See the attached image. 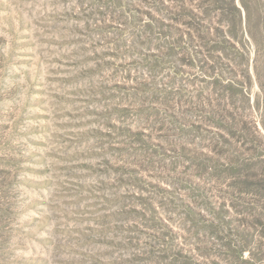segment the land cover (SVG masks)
<instances>
[{
  "label": "rangeland",
  "instance_id": "1",
  "mask_svg": "<svg viewBox=\"0 0 264 264\" xmlns=\"http://www.w3.org/2000/svg\"><path fill=\"white\" fill-rule=\"evenodd\" d=\"M0 264H264V0H0Z\"/></svg>",
  "mask_w": 264,
  "mask_h": 264
}]
</instances>
